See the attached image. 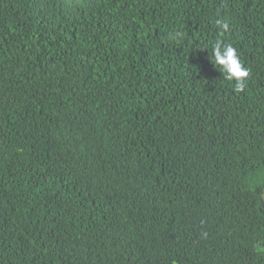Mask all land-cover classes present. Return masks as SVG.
<instances>
[{
    "label": "trees",
    "instance_id": "16d2710c",
    "mask_svg": "<svg viewBox=\"0 0 264 264\" xmlns=\"http://www.w3.org/2000/svg\"><path fill=\"white\" fill-rule=\"evenodd\" d=\"M0 264H264V0H0Z\"/></svg>",
    "mask_w": 264,
    "mask_h": 264
},
{
    "label": "clouds",
    "instance_id": "9594fccd",
    "mask_svg": "<svg viewBox=\"0 0 264 264\" xmlns=\"http://www.w3.org/2000/svg\"><path fill=\"white\" fill-rule=\"evenodd\" d=\"M220 33L223 34L229 30V24L226 21H216ZM212 63L222 69L224 78L229 81H235V90L243 91L250 70L244 67L238 55L237 49L223 39H217L212 45Z\"/></svg>",
    "mask_w": 264,
    "mask_h": 264
}]
</instances>
